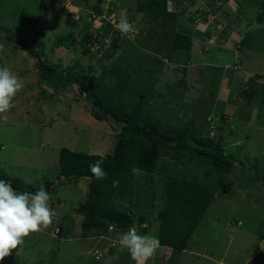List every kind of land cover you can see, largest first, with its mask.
Returning <instances> with one entry per match:
<instances>
[{
  "label": "rangeland",
  "instance_id": "374dc122",
  "mask_svg": "<svg viewBox=\"0 0 264 264\" xmlns=\"http://www.w3.org/2000/svg\"><path fill=\"white\" fill-rule=\"evenodd\" d=\"M105 2L107 7L102 0H74L68 14L60 4L59 8L49 9L38 0H0V66L11 69L23 84L14 97V107L0 114V174L6 175H1L2 179H15L25 185L18 192L27 187H35L37 191L41 185L45 189L48 185V188L54 187L49 203L55 212L53 220L63 230L58 243H52L48 237L51 225L29 235L0 264L134 263L128 250H121L120 234L112 233L111 227L108 230L112 236L110 233L86 238L80 235L85 214L76 210L86 200L88 181L59 182L58 151L61 148L108 158L116 146L121 125L110 119L95 120L91 101L77 94L67 82L68 75H80L85 83L90 79L100 81L104 69L122 55L121 50L111 51V60H105L102 66L98 64L102 57L95 44L103 53H109L116 37L111 33L120 35L119 44L129 42L136 50L128 64L129 70L150 71L156 100L148 108L153 114H163L173 123L194 115V125L199 128L195 129L200 134L198 118L206 113L219 117L217 113L224 114L226 108L234 112L222 123L211 119L214 132L211 136L208 131L209 143L222 147L245 167L236 164L234 172L227 175L230 192L225 195L218 191L221 202L217 204L214 200L208 207L205 225L197 231L193 241L188 242L184 254H178L174 264H210L211 260L212 264H218L217 259L221 264H264V177L259 178V183L252 177L253 163L264 156V119L260 118L264 110L258 105L248 106L245 96V89L252 87V82L254 87L264 83V25L255 20L260 14L259 1L168 0V10L181 13L178 14L180 26L186 25L192 32L205 36L197 42L193 38L194 51L177 55L161 48L164 46L159 43V22L153 24L150 16L127 12L129 22L137 31L123 34L116 29L120 14L128 7L135 8L137 0ZM199 9L204 10L200 16ZM76 11H80L79 14ZM89 12L106 19V25H110L113 32L105 35L102 25L86 22ZM4 34L28 41L37 35L43 42L41 51L46 53V56L42 54L43 61L49 62L51 58L58 62L62 73L50 82H43L35 60L7 44L2 37ZM71 34L75 38L68 49L55 47L57 37ZM225 37L227 42L220 46L219 40L223 43ZM92 47L94 52L88 54ZM243 83L245 89H242ZM29 90H33L31 95ZM237 95L243 100L239 107L228 105ZM166 160V157L161 158L158 168ZM258 162L264 165L263 160ZM134 178L138 186L144 185L142 190L150 204L153 200V204L158 205L159 178L139 174ZM147 181H152V190ZM170 254L168 248L161 254L163 262Z\"/></svg>",
  "mask_w": 264,
  "mask_h": 264
},
{
  "label": "trees",
  "instance_id": "16d2710c",
  "mask_svg": "<svg viewBox=\"0 0 264 264\" xmlns=\"http://www.w3.org/2000/svg\"><path fill=\"white\" fill-rule=\"evenodd\" d=\"M38 1L50 9L59 8V4L61 5L65 0ZM252 1H259L260 14L255 20L258 24L264 25V0ZM125 10L128 13L150 16L149 19L153 24L159 22L157 24V27L161 29L159 43L163 44L162 49H169L172 55L184 52L189 54L193 47V38L198 35L203 36L200 32H192L186 25L180 26L178 14L181 15V13L168 10V0H137L135 8L128 7ZM203 12L204 10L197 13L200 16ZM202 17L205 20L204 14ZM224 30L227 31L225 26ZM110 31L112 27L105 24L104 34L107 35ZM115 36L110 44L109 53H103L99 47L102 59L98 61V64L102 66L105 60H111L113 57L111 51L121 50L122 55L108 69H104L103 75L99 78L100 81L92 82L95 80L90 79L85 83L84 77L80 75H68L67 82L77 94L91 101L95 109L93 112L95 120L110 119L121 125L116 146L108 158L61 148L58 151L59 182L60 184L61 182L76 184L80 180L88 181L86 200L76 210L80 214H85L80 224L82 237L107 236L109 233V236H112L111 232L121 234L131 227H136L137 231L143 234L148 232V229L150 231L156 222L161 247L171 250L166 264H174L178 254H182L188 246L191 236L219 193L218 191L223 194L230 192L227 175L234 172L236 164L245 166L234 156L227 155L222 147L212 146L209 143L208 131L210 135L214 132L211 126L213 122L208 119L209 113L198 118L200 134L195 129L198 127L194 125L192 118L194 115L182 116L183 121L179 118L180 121L173 123L171 120L167 121L163 114H158L159 116L153 114L148 108L156 100L155 82L152 80L150 71L146 69V72L140 68L135 72L129 70L128 64L136 50L132 49L133 46L129 42L119 44L120 35L115 33ZM2 37L7 44L24 51L29 58L35 60L43 82H50L54 76L62 73L58 62H53L51 58L49 62L43 61L42 54L46 56V53H42L43 42L37 35L30 41L8 34ZM74 38L72 34L57 37L58 42L55 47H63L66 50L73 44ZM245 41L246 37L241 40V45ZM118 63L123 64L122 67H119ZM255 78L257 77L253 79ZM245 88L243 83L242 89ZM245 90H247L246 104L253 107L258 105L264 110V83L254 87L252 82V87ZM255 101L257 104H253ZM241 102H243L241 96L237 95L228 105L239 107L238 104ZM225 111L226 113L219 114L218 122L222 123L226 114L229 117L234 115V112H229L228 108ZM260 118L264 119V112ZM163 157L167 160L158 168ZM101 159L107 175L103 180H98L90 173L89 165ZM260 160L264 163L263 155L252 165L253 181L257 183L260 177H264V165L261 166L258 162ZM138 174L157 176L161 181L158 205H154L153 200L150 204L148 195L144 196L142 190L144 185L138 186L136 181H133L132 178ZM1 175L6 176L0 174V179H2ZM114 180L119 181L118 188L112 186ZM147 182L152 190V181ZM11 183L17 191L22 189L21 186L25 187L23 184H18L15 179ZM48 186L46 191L52 194L55 188H48ZM25 191L35 193L36 188L27 187ZM143 224L146 226L143 227ZM110 227L111 232L108 230ZM59 238L62 237L58 236L55 241L49 239L58 243Z\"/></svg>",
  "mask_w": 264,
  "mask_h": 264
},
{
  "label": "clouds",
  "instance_id": "9594fccd",
  "mask_svg": "<svg viewBox=\"0 0 264 264\" xmlns=\"http://www.w3.org/2000/svg\"><path fill=\"white\" fill-rule=\"evenodd\" d=\"M115 27L123 34L137 31L134 24L129 22L126 10L120 14ZM92 49L93 47L89 53L94 52ZM22 88L23 84L17 75L8 67L0 66V114L8 112L14 107V97ZM211 116L209 118L212 120L218 119V116ZM103 163L101 159L89 165L90 173L98 180H103L107 175ZM112 186L118 188L119 181L114 180ZM49 201L50 194L43 185L35 193L18 192L12 187L11 181L0 179V261H4L10 256L12 251L21 246L29 235L40 232L48 228L49 225L52 227L50 229L51 237L56 239L60 236L61 229L53 220L55 212L50 207ZM55 229L59 230L58 235H54ZM118 243L121 250H128L135 264H147L148 260L161 247L157 236L139 234L136 227H131L121 233Z\"/></svg>",
  "mask_w": 264,
  "mask_h": 264
},
{
  "label": "crops",
  "instance_id": "0c3cea01",
  "mask_svg": "<svg viewBox=\"0 0 264 264\" xmlns=\"http://www.w3.org/2000/svg\"><path fill=\"white\" fill-rule=\"evenodd\" d=\"M196 38V42L197 41H201V39L202 38H205V36L203 35V36H201V35H198L197 37H195ZM219 39H222V38H220L219 37ZM224 39V38H223ZM224 41H226L227 42V39H226V37H225V39L223 40V43H221L220 42V40H219V45L220 46H224V44H225V42ZM92 42H94V41H92ZM195 43V42H194ZM205 43V42H204ZM194 47H195V44L193 45V47H192V50L191 51H194ZM199 47V46H198ZM88 54H89V52H88ZM194 54V53H193ZM198 63V62H197ZM199 65V64H198ZM198 65H196V66H198ZM226 65V63L224 64V66ZM38 86V85H37ZM33 90H29V95H31V92H32ZM222 93V92H221ZM221 93H220V95H221ZM224 102V101H223ZM226 102V101H225ZM224 113H226V112H224ZM220 113H218V115H219ZM226 116H227V114H226ZM226 118V117H225ZM220 195H221V193H220ZM225 195H227V194H225ZM223 196V195H222ZM214 200H216V203L218 204V203H220L221 201H220V196H219V193H217V195L215 196V198H214ZM214 200H213V202L211 203L212 205L215 203L214 202ZM210 204V205H211ZM221 205H222V203H221ZM207 212V211H206ZM206 212H205V214H206ZM204 214V217H203V219L201 220V222H200V224H199V226L196 228V230L194 231V233H193V235L191 236V238H190V240H189V244L193 241V238H194V235L197 233V231L199 230V229H201L202 228V226L203 225H205V219L207 218V216ZM68 223H70V221L68 222ZM156 227H154L155 226V223H154V228H153V230L152 231H149V229H148V232H144L143 234H150V235H154V236H157L158 237V224L156 223ZM143 227L144 226H146L145 224H143L142 225ZM141 226V227H142ZM57 227H59V223L57 224ZM60 228V227H59ZM61 229V231H63L62 230V228H60ZM67 229V228H66ZM155 229V230H154ZM65 233H69V232H67V231H65ZM139 234H142V233H139ZM48 237H50L51 238V236H48ZM52 239V238H51ZM52 243H54V242H52ZM167 248H165V247H160L157 251H156V253H155V255L152 257V258H150L149 260H148V262H147V264H166V260L163 262V258H162V256H161V254L166 250ZM184 252L185 251H183L182 252V254H184ZM167 259V258H166ZM206 260V259H205ZM208 260V259H207ZM211 260V259H210ZM218 261H215L216 263H218V264H221V260L220 259H217ZM209 263V262H208ZM133 264H135V262L133 263ZM210 264H212V260H211V262H210Z\"/></svg>",
  "mask_w": 264,
  "mask_h": 264
},
{
  "label": "built area",
  "instance_id": "2783aa9c",
  "mask_svg": "<svg viewBox=\"0 0 264 264\" xmlns=\"http://www.w3.org/2000/svg\"><path fill=\"white\" fill-rule=\"evenodd\" d=\"M73 1L74 0H65L61 5H62V7H63V9H65V11L66 12H68V13H70V10H71V8H73ZM101 1V0H100ZM103 2H104V4H103V6L104 7H107L108 5H107V2H105V0H102ZM203 10H200L199 9V12H202ZM78 12H80V11H76V13H78ZM79 14V13H78ZM103 17H100L98 14H96V13H93V12H89L88 13V18H86V22H88V23H91V25H94V26H98V25H102V26H105V24H106V19H102ZM99 20V22H97ZM104 20V21H103ZM206 20V19H205ZM195 25L197 26L198 25V23H195ZM111 32H113V28H112V31ZM112 35H114L115 33H111ZM90 46V45H89ZM96 48H99V46H95ZM209 120H210V122H212L211 121V119L209 118ZM213 120H217V119H213ZM213 124V123H212ZM212 126V128H213V125H211ZM59 234V230L58 229H55L54 230V235H58ZM96 259H97V257H96Z\"/></svg>",
  "mask_w": 264,
  "mask_h": 264
}]
</instances>
